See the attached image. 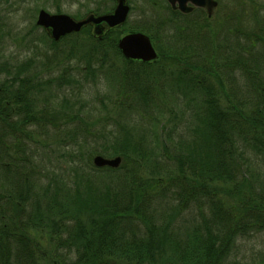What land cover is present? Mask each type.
<instances>
[{
    "label": "trees",
    "instance_id": "16d2710c",
    "mask_svg": "<svg viewBox=\"0 0 264 264\" xmlns=\"http://www.w3.org/2000/svg\"><path fill=\"white\" fill-rule=\"evenodd\" d=\"M81 33L59 41L43 35L52 47L64 41L69 56L82 51L90 71L94 63L120 58L118 34L98 38L88 32L79 42ZM159 48L163 61L184 64L178 71L185 79L176 83L187 93V140L168 155L160 139V156L155 136L154 144L127 130H105L91 157L119 156V166L78 164L70 183L63 182L62 201L35 172L21 136L33 123L52 122L47 101L36 94L48 82L27 74L28 64L0 62V264H247L235 256L237 241L264 231L262 82L251 88L248 106L222 107L219 92L194 73L189 55ZM112 72L123 94L153 110V86L147 84L156 81L155 71L122 64ZM239 72L250 80L261 75L246 67Z\"/></svg>",
    "mask_w": 264,
    "mask_h": 264
},
{
    "label": "rangeland",
    "instance_id": "374dc122",
    "mask_svg": "<svg viewBox=\"0 0 264 264\" xmlns=\"http://www.w3.org/2000/svg\"><path fill=\"white\" fill-rule=\"evenodd\" d=\"M217 1V8L209 19H205L199 10L187 15V32L183 23L172 31L167 27V34L161 37L159 47L179 55H189L187 62L195 65L194 73L204 76L206 83L219 92L222 107L241 102L248 106L252 100L251 88L259 81L264 87V0ZM111 2L0 0V62L15 66L28 64L27 74L38 81L48 82L43 91L36 94L39 99L47 101L52 122L33 123L21 136L28 144L35 172L43 175L42 181L52 184L50 193L56 194L58 201L65 197L63 182H69L74 168L89 160L92 163L95 155H91L98 149L97 143L102 141L105 130H112L113 134L127 130L133 138L147 137L154 144L157 140L155 150L160 156V139L166 142L168 155L174 153L181 140H187L189 130L186 128L190 124L186 127L187 112L183 103L187 102V93L184 97L185 94L181 93L185 89L183 83H176L185 79V75L178 71L184 68L183 63L177 65L174 60L168 62L161 58L156 62L160 68L154 75L156 81L147 84L150 89L153 86L151 101L155 103L153 110L147 111L143 104L134 103L130 92L122 93L116 78H110V74L114 75L112 71L123 64L118 56L108 58L103 66L94 63L90 71L85 66L87 62L82 51L69 56L64 41L57 48L52 47L44 38L43 29L35 24L40 9L78 19L92 9L109 7ZM129 2L132 11L125 25L128 28L138 27L139 14L143 11L147 14L144 17L155 12L163 13L162 7L140 8V0ZM86 33L88 31L83 30L76 39L80 42ZM241 67L257 70L261 74L260 79L244 77L239 72ZM60 75L63 80L58 79ZM199 98L196 96L194 99ZM154 116L156 120H149ZM154 136L155 141L152 139ZM250 156L253 157L252 154ZM162 157L166 159L167 155L162 154ZM54 185L57 189L53 192ZM35 190L37 202L43 205L44 197L39 196L42 194L41 186H36ZM39 237L47 246V238L43 234ZM235 256L247 264L264 263V231L240 238Z\"/></svg>",
    "mask_w": 264,
    "mask_h": 264
},
{
    "label": "water",
    "instance_id": "95a60500",
    "mask_svg": "<svg viewBox=\"0 0 264 264\" xmlns=\"http://www.w3.org/2000/svg\"><path fill=\"white\" fill-rule=\"evenodd\" d=\"M168 1L173 5L175 0ZM184 1L185 0H178V8L182 11L185 10ZM187 3H190V5H187V13L194 7L202 8L207 17H210L214 13L217 6L215 0H187ZM127 12L128 5L126 0H116L114 9L109 13L98 15L94 12H88L80 19H75L63 13L52 14L44 9H40L37 13L35 24L41 27L46 35L53 41H58L67 34L77 33L87 25L93 27L91 31L92 35L99 36L104 32L103 27L106 29L120 27L125 21ZM117 46L121 54L128 60L147 62L156 58V53L151 45L149 37L141 32L128 33L122 36L118 40ZM120 162L121 158L119 156L105 158L101 155H96L92 159V163L95 167L108 166L110 168H116Z\"/></svg>",
    "mask_w": 264,
    "mask_h": 264
},
{
    "label": "flooded vegetation",
    "instance_id": "af4514ba",
    "mask_svg": "<svg viewBox=\"0 0 264 264\" xmlns=\"http://www.w3.org/2000/svg\"><path fill=\"white\" fill-rule=\"evenodd\" d=\"M111 1H112L111 2L112 4L109 7H106V8L103 7L104 9H100L97 11L95 10L96 9L95 8V9L90 10V12H94L95 14H98V15L111 12L116 5V0H111ZM215 1L217 2V5H218V1L217 0H215ZM140 2H141L140 8L152 6V5H153V7H157V9L159 7H162L163 8L162 15H160L158 12H155L151 16L148 15V16L144 17L147 14L143 11L139 14V16H141V18L140 19L138 18V22H137V23H139V24H137L138 27L131 26L128 28L125 25H126L128 16H129L130 12L132 11V6H131V3L129 2V0H126V3L128 5V12H127L124 23L120 27H115V28L106 29L105 27H103L104 32H103V34H100L101 36L100 35L99 36L102 37V36L108 35V34H118V39H117V43H118V40L122 36H124L128 33L141 32V33L147 35L150 39V42H151L153 49L155 50V53H156V58L154 60L147 61V62L128 60L121 54L120 50L118 49L119 56H120V59H121L123 65L128 66V65L132 64V65H135L136 67L144 68L145 70H152V71H155L156 73H159L160 68H159L158 63H156L160 59V50H162L159 48V46H160L159 43L161 41L160 40L161 37H164V34H167L166 33L167 27L169 30L172 31V30L176 29L177 25H179L180 23H183L184 30L187 32V15L194 12L195 10H199L201 14L205 15V17H207V15L202 8H197V7L192 8V10L189 13H187V5H190V3H187V0L184 1V8H185L184 11H182L178 8L179 7L178 0H175L173 5L170 4L168 0H140ZM216 8H217V6H216ZM87 12H89V11H87ZM80 18H82V17H80ZM83 30H87L89 33H91V31L93 30V27L90 25H87V26L83 27L77 33H80ZM174 33L175 32H173L172 34H174ZM91 35H92V33H91ZM92 36L93 37H99V36H95V35H92ZM117 48H118V46H117Z\"/></svg>",
    "mask_w": 264,
    "mask_h": 264
}]
</instances>
